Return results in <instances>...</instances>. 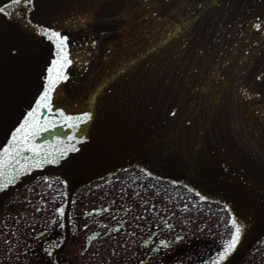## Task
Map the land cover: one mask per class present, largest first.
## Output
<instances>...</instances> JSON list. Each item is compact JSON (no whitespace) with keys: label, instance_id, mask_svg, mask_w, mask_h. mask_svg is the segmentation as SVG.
Returning <instances> with one entry per match:
<instances>
[{"label":"water","instance_id":"95a60500","mask_svg":"<svg viewBox=\"0 0 264 264\" xmlns=\"http://www.w3.org/2000/svg\"><path fill=\"white\" fill-rule=\"evenodd\" d=\"M0 7V205L42 174L62 175L72 192L135 166L193 184L209 198L203 205L224 204L241 236L222 264H238L264 237V30L253 26L264 23V0ZM40 25L69 37L73 63L53 92V110L38 113L43 127L29 143L40 151L20 148L10 158L3 149L36 106L55 58ZM84 111L93 117L65 120Z\"/></svg>","mask_w":264,"mask_h":264},{"label":"flooded vegetation","instance_id":"af4514ba","mask_svg":"<svg viewBox=\"0 0 264 264\" xmlns=\"http://www.w3.org/2000/svg\"><path fill=\"white\" fill-rule=\"evenodd\" d=\"M69 186L60 174L42 175L2 201L0 264L217 261L215 253L212 260L215 247L209 237L214 232L190 225L201 216L184 213L188 203L178 193L132 176L81 183L71 194ZM263 255L264 239L239 264Z\"/></svg>","mask_w":264,"mask_h":264},{"label":"snow or ice","instance_id":"6c2138e0","mask_svg":"<svg viewBox=\"0 0 264 264\" xmlns=\"http://www.w3.org/2000/svg\"><path fill=\"white\" fill-rule=\"evenodd\" d=\"M11 3L20 4L23 3L25 5H33V0H10ZM6 8L0 7V13L5 12ZM264 15V14H262ZM255 20L259 21V17H254ZM256 30H264V23L256 22L254 25ZM39 30L43 32L45 35H48L50 39L54 40L56 51L55 58L51 61V64L47 68V75L45 76L46 84L43 85V91L39 94V99L36 100V106L31 108V110L27 113L24 118V122L19 125V127L15 128L11 133V139L7 145H5L3 151L6 155L11 158V153L14 150H18L20 148H30L33 152L40 151L39 147L35 144H30L29 141L32 140L33 136L38 134L41 128L43 127L40 124V118L38 117V113L42 109H47L48 111H52L54 106L52 103V95L58 85L62 80H67L68 76L63 71L65 65H69L73 63V57L71 53L68 51V40L69 37L67 35H63L61 32L56 31L52 27L44 28L43 25L39 26ZM55 111L64 114L63 108H55ZM93 117V114L90 111L81 112L77 116L67 115L65 117L66 121H77L80 120H89ZM190 123V121H189ZM70 140L77 139L76 136L68 137ZM81 140L87 139V137L81 136ZM66 154V153H65ZM56 162L55 160L53 161ZM39 166V165H38ZM151 174V173H149ZM202 199H206V197H201ZM58 211L63 214L64 208L61 207ZM229 223L233 226L234 231L231 232V238L224 242L223 250L218 254L217 261L225 260L229 254L236 247L240 236H241V225L238 223V218L236 216H232L229 220ZM181 239L180 236L176 237V240L179 241ZM161 244L166 243L165 241H160ZM217 261H214L213 264H217Z\"/></svg>","mask_w":264,"mask_h":264},{"label":"rangeland","instance_id":"374dc122","mask_svg":"<svg viewBox=\"0 0 264 264\" xmlns=\"http://www.w3.org/2000/svg\"><path fill=\"white\" fill-rule=\"evenodd\" d=\"M143 178L148 180V177L145 175ZM165 189L178 193L181 196V202L188 203V208L185 209L184 213H199L201 218L190 225L206 227L207 232H214L211 233L209 237L215 247L213 254L215 253L216 256H218L223 249L224 242L231 238L230 234L233 231V226L228 223L230 220V213L227 207L225 205H203L205 199H202V196L199 194L192 193V189L181 183H176L168 188L165 187ZM184 216H186V214H184ZM258 250L259 253L262 252L260 248ZM215 254L212 260L216 259ZM246 264H264V255L259 257V259L250 257Z\"/></svg>","mask_w":264,"mask_h":264},{"label":"bare ground","instance_id":"6f19581e","mask_svg":"<svg viewBox=\"0 0 264 264\" xmlns=\"http://www.w3.org/2000/svg\"><path fill=\"white\" fill-rule=\"evenodd\" d=\"M124 174L128 175L129 172H127V169H124ZM123 174V173H122ZM142 175V174H140ZM155 178V179H154ZM149 181L152 182L153 184L160 186V185H169L167 181H164L162 177H156V176H149ZM174 180H171V182ZM173 183V182H172ZM189 187L193 190V184H189ZM205 197V196H204Z\"/></svg>","mask_w":264,"mask_h":264}]
</instances>
